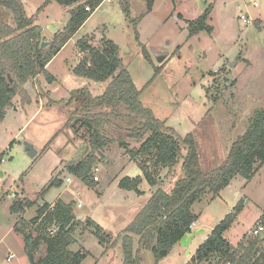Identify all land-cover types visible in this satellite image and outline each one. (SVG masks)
Here are the masks:
<instances>
[{
  "label": "rangeland",
  "instance_id": "1",
  "mask_svg": "<svg viewBox=\"0 0 264 264\" xmlns=\"http://www.w3.org/2000/svg\"><path fill=\"white\" fill-rule=\"evenodd\" d=\"M21 1L26 15L33 17L34 24L41 28V38L46 43L43 48L49 47L54 35L64 29L70 11L78 5L66 8L51 2L38 12L45 0ZM209 5L213 9L207 24L212 33L203 31L188 37V23L197 19ZM145 10L146 0H129V16L118 0L104 2L48 65V72L56 77L58 86L48 88L45 77L39 76L24 86L28 102L21 104L22 96L13 99L10 110L19 108V115L6 113L0 122V264H21L23 259L22 240L11 230L15 219L8 208L14 201L31 204L24 219L33 216L30 209L35 212L38 209L32 203L67 201L75 206L77 212L72 208V213L76 219L78 215L83 216L77 219L80 223L72 235L75 242L68 250L89 255L90 258L81 264H123L122 241L116 242V237L122 235L139 208L149 200V185L144 181L143 198L133 193L126 196L124 191L119 193L111 182L120 178L116 170L124 164L131 166L142 161L137 157L134 162L125 152L116 151L118 145L115 143L95 155L90 175L98 178V182L90 183V188L65 169L80 155L87 135L79 124L70 128L68 119L72 106L67 104L69 94L63 96L64 90L87 87L97 97L107 86V83L85 79L78 82L73 69L84 56L77 47L78 41L86 39L99 47L101 40L106 39L117 47L123 68L141 91L142 105L178 136L184 138L193 134L203 173L213 172L222 165L232 143L245 133L254 113L264 110V0H260L256 9L248 0H155L153 10L139 18ZM2 14L11 24L10 14L5 11ZM241 15L247 16L250 22L242 23ZM136 19L138 23L133 24ZM159 56H165L161 63L156 59ZM234 62L231 67L230 63ZM49 102L55 104L49 105ZM27 105L35 108L36 113L40 108L33 118L32 108L28 109ZM128 142L130 149L139 146ZM24 143L36 150L33 158L24 152ZM91 153L89 151V155ZM184 154L183 150L176 165L160 170L157 189L168 192L182 177ZM54 178L60 185L47 189ZM67 178L70 183H66ZM78 202L81 209L76 207ZM238 203L242 204V210L224 238L237 258H243V263L252 261L255 254L250 244L256 240L257 249L264 248V235L255 238L249 233L264 217V165L251 180L236 176L218 196L213 198L206 193L195 202L191 212L198 223H194L196 227L193 226L191 233L198 229L206 233L197 235L189 248L176 244L168 256L156 264L192 262L196 245L202 244L207 233ZM87 218L101 227L107 239L105 244L99 245L93 235L94 228L85 223ZM133 238L136 245L138 237ZM188 249L190 256L186 255ZM9 253L16 257L7 262L5 258ZM43 256L41 247L36 258ZM139 258L141 264H155L149 250H141ZM25 264H28L27 258Z\"/></svg>",
  "mask_w": 264,
  "mask_h": 264
},
{
  "label": "trees",
  "instance_id": "2",
  "mask_svg": "<svg viewBox=\"0 0 264 264\" xmlns=\"http://www.w3.org/2000/svg\"><path fill=\"white\" fill-rule=\"evenodd\" d=\"M81 1L45 0L38 8L40 12L51 2L61 7L78 4L70 11L64 29L54 35L49 47L42 48L41 28L34 24L33 17L26 15L22 1L0 0V122L16 96L23 97L21 104L29 101L24 89L27 82L38 76H44L48 83L54 82L46 66L92 15L85 11V7L90 6L94 10L102 2L88 0L79 4ZM118 1L129 16V0ZM154 1L146 0V10L139 18L153 10ZM212 9L213 6L209 5L197 19L188 23V37L203 31L212 33V28L207 24ZM4 11L10 14L11 24L4 20ZM138 21L134 20L133 24ZM77 47L84 56L73 69V74L93 83H107V86L97 97L87 87L69 93L67 104L72 106L68 119L70 128L79 124L80 128L86 130L87 137L78 158L66 165L68 173L90 188V183H95L90 175V167L96 161L95 155L107 145L115 143L134 162L137 157L142 158L141 162L136 163L142 177H124L118 184L120 189L140 195L142 179L149 186H156L160 170L176 165L182 151H185L181 164L182 177L170 191H155L122 235L116 237V242L122 241L123 264H141V250L151 251L156 264L168 256L184 235L191 234L190 227L197 220L191 212L195 202L206 193L213 198L218 196L236 176L250 180L264 165V110L254 113L245 133L232 143L222 165L213 172L203 173L193 134L184 138L178 136L142 105L141 91L123 68L117 47L106 39L101 40L99 47L82 39L77 42ZM53 104L49 102V105ZM128 141L139 144L138 148L130 149ZM89 151L92 152L90 155ZM59 185L60 182L54 178L47 189ZM30 205L27 201H14L10 211L21 217ZM241 210L242 204L238 203L197 247L191 258L194 264L243 263V258H237L224 238V233L231 228ZM79 223L72 213L71 204L59 200L52 208L48 204L40 206L37 216L29 222L20 218L14 231L23 240L28 264H81L89 255L68 250L75 242L72 235ZM85 223L94 228L93 235L97 237L99 245L105 244L107 239L103 237L101 227L89 218ZM53 226L57 232L49 236L48 229ZM134 236L138 237L136 246ZM257 244L256 240L250 244V249H254V259L243 264H264V248L258 250ZM41 247L44 256L36 258Z\"/></svg>",
  "mask_w": 264,
  "mask_h": 264
},
{
  "label": "crops",
  "instance_id": "3",
  "mask_svg": "<svg viewBox=\"0 0 264 264\" xmlns=\"http://www.w3.org/2000/svg\"><path fill=\"white\" fill-rule=\"evenodd\" d=\"M112 1V0H111ZM66 8H70V7H66ZM43 30V29H42ZM77 33V32H76ZM76 33L73 35V36H75L76 35ZM72 36V37H73ZM71 37V38H72ZM61 51V50H60ZM54 59V58H53ZM52 61V60H51ZM49 64H50V62H49ZM48 64V65H49ZM48 65L46 66V70H47V72H48ZM49 73V72H48ZM50 74V73H49ZM39 77V76H38ZM52 77L54 78V82H52V83H48L47 82V87L48 88H52V87H57L58 86V83H57V79H56V77L55 76H53L52 75ZM78 78V77H77ZM36 80V79H35ZM84 79H82V78H78V82L79 83H81L82 81H83ZM35 82V81H34ZM27 87V86H26ZM25 87V88H26ZM28 89V88H27ZM49 91H51L50 89H48ZM51 92H53V90L51 91ZM71 91H69V92H67L66 90H64V92H63V96H66V95H68L69 93H70ZM27 107H28V109L31 107V106H29V105H27ZM26 107V108H27ZM40 107H41V105H40ZM32 108V111H31V118H33L38 112H39V110H40V108H38V111H37V113L35 112V108H33V107H31ZM9 112H12V113H14V115L16 116V115H19V113H20V110H19V108H12L11 110L9 109V110H7V114L9 113ZM6 114V115H7ZM0 125H1V123H0ZM111 147V149L113 148L112 146H110ZM113 150L115 151V149L113 148ZM116 151H118V152H124V150L122 149V148H120L119 146H117V149H116ZM116 155V154H115ZM125 157V156H124ZM126 158V157H125ZM124 158V160H126ZM122 161V160H121ZM129 161V160H128ZM123 162V161H122ZM130 164L129 163H127V165L126 164H124L122 167H121V169H119V170H116V175L117 176H120V178L118 179L117 178V180H114L113 179V181H111V182H114L113 183V185H114V187H116L117 189H118V192L120 193V192H122V191H124L125 192V194H126V196H127V194H131V193H133V192H129V191H126V190H123V189H120L119 187H118V184H119V181H120V179L121 178H123V177H129V178H135V177H137V176H140V177H142V174H141V171H140V169L136 166V165H134V163H132L131 164V166H129ZM119 166V165H118ZM119 168V167H118ZM255 175V174H254ZM253 178V177H252ZM251 178V179H252ZM116 179V178H115ZM250 179V180H251ZM143 179H142V181H141V185H140V191L142 192L141 193V195H137V194H135V193H133V194H135V197H137V198H143L144 197V195H145V192L143 191V189H142V187L141 186H143ZM98 182V181H97ZM111 182H109V183H111ZM145 182V181H144ZM107 184H108V182L106 181V184H104L105 185V187L107 186ZM156 186H158V185H156ZM156 186H153V187H151V186H149V189H148V193H150L149 194V198L148 199H150V197L152 196V194L155 192V191H157L158 189H157V187ZM95 189V188H94ZM78 192V191H77ZM80 194V193H79ZM99 194H102V192L101 193H99ZM58 200H62V199H58ZM58 200H56V201H54V202H52V203H44V204H49L50 206V208H52L54 205H55V203L58 201ZM63 202H65L66 204H68V202L67 201H65V200H62ZM78 203H80V202H78ZM77 203V204H78ZM144 203V202H143ZM145 203H147V201L145 202ZM12 205V204H11ZM11 205L9 206V213L10 214H14V213H12L11 211H10V207H11ZM143 205V204H142ZM145 205V204H144ZM143 205V206H144ZM33 206H37L38 207V209L36 210V212H35V210L34 209H30V211L31 212H33V216L30 218V219H24L23 217H24V215L27 213V212H29V210L27 211V209L28 208H26L25 209V212L23 213V215L20 217V216H18L17 214H14V222H13V224H12V227H11V230H12V232L14 233V234H16V235H18V237L19 238H21V236L19 235V234H17L15 231H14V226H15V224L19 221V219L20 218H22V219H24L25 221H28V220H32V219H34L36 216H37V213H38V210H39V207L40 206H42V205H36L35 203H33ZM77 206V205H76ZM143 206H141L140 208H139V210L137 211V214H138V212L140 211V209H142L143 208ZM32 207V206H31ZM30 207V208H31ZM74 210H75V206H73L72 207ZM77 209V208H76ZM75 212H77L76 210H75ZM136 214V215H137ZM83 217V216H82ZM198 221V219L196 220V222ZM198 223V222H197ZM195 225V227H196V224H194ZM214 229V228H213ZM212 229V230H213ZM200 229H198L197 231H199ZM212 230H211V232H212ZM211 232L210 233H207V237L211 234ZM203 233H206V231L204 232L203 231ZM200 235V234H199ZM206 237V238H207ZM206 238L204 239V241L206 240ZM195 239V238H194ZM193 239V240H194ZM21 240H22V238H21ZM193 240L189 243V247H190V245H191V243L193 242ZM180 244V243H179ZM200 245V244H199ZM198 244L196 245V247H195V249H194V251H193V253H192V255L195 253V251H196V249H197V247L199 246ZM23 246H24V244H23V240H22V245L20 246V252L23 254V259L21 260V264H25V262H26V257H25V254H24V250H23ZM136 246V245H135ZM104 250V249H103ZM189 250V249H188ZM20 252H19V254H20ZM10 256H12L11 257V259H10V261H12V260H14L15 259V254H13V253H9L8 255H7V257L5 258V260L7 261V259L8 258H10ZM22 256V255H21ZM189 256H190V250H189ZM88 258H90L89 256L85 259V261L88 259ZM10 261H7V262H10ZM84 261V262H85ZM101 261V259H99V262Z\"/></svg>",
  "mask_w": 264,
  "mask_h": 264
},
{
  "label": "built area",
  "instance_id": "4",
  "mask_svg": "<svg viewBox=\"0 0 264 264\" xmlns=\"http://www.w3.org/2000/svg\"><path fill=\"white\" fill-rule=\"evenodd\" d=\"M104 2L106 3H110L111 0H102V2L97 5V8H95L94 10H91L90 6H86L85 7V11L89 12V13H93L94 11H96V9H98L99 6H101ZM248 3L253 7V8H259L260 6V0H248ZM240 19L242 20V23L244 24H248L250 22V20L248 19L247 16L245 15H241ZM93 180L95 182L98 181V178L94 177ZM66 183H70L71 180L70 178H67ZM77 196H79V192L76 193ZM78 209L82 208L81 203H78L76 206ZM193 226L194 223L191 225L190 229L191 231L193 230ZM57 232V228L56 227H51L50 229H48V234L49 236H53L55 233ZM253 237H259V236H263L264 235V217L262 219L259 220V222L255 225L254 228H252L249 232ZM12 256H10V258L7 259V261H10ZM188 264H193L192 262L188 263Z\"/></svg>",
  "mask_w": 264,
  "mask_h": 264
},
{
  "label": "water",
  "instance_id": "5",
  "mask_svg": "<svg viewBox=\"0 0 264 264\" xmlns=\"http://www.w3.org/2000/svg\"><path fill=\"white\" fill-rule=\"evenodd\" d=\"M45 44L46 43H42L41 44V47L43 48V47H45ZM165 58V56H159V57H157L156 59H157V62L158 63H161L162 61H163V59ZM234 64H235V62L234 63H230V66L232 67V66H234ZM23 150H24V152H26L27 154H28V156L29 157H31V158H33L35 155H36V150L35 149H33V147H31L29 144H27V143H24V148H23ZM78 218L77 219H81L82 218V215H78L77 216ZM201 233H203V230H199V231H196V232H194V233H191V234H186V235H184L181 239H180V241H179V243L183 246V247H185V248H189V243L197 236V235H199V234H201ZM186 255H189V250H187V252H186Z\"/></svg>",
  "mask_w": 264,
  "mask_h": 264
}]
</instances>
